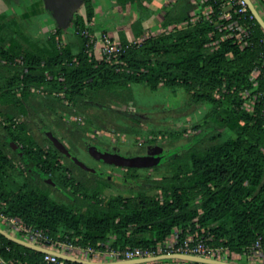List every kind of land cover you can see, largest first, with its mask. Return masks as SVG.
Masks as SVG:
<instances>
[{"label": "trees", "instance_id": "trees-1", "mask_svg": "<svg viewBox=\"0 0 264 264\" xmlns=\"http://www.w3.org/2000/svg\"><path fill=\"white\" fill-rule=\"evenodd\" d=\"M192 9L189 0H176L166 9L161 28L172 29L165 41L149 36L137 42L144 36L145 19L134 21V42L119 35L124 51L117 64L86 53L87 39L81 32H93L92 0H84L73 15L72 40L64 43L66 29L56 26L43 42L31 36L30 24L0 15L3 215L42 229L52 238L95 249L105 245L155 248L175 230L178 243L198 232L209 244L231 253H248L257 241L264 249V32L253 19L249 47L239 50L225 40L211 49L209 34L214 28L209 23L179 27L189 21ZM219 38L215 31L213 39ZM256 69L260 74L254 87L250 78ZM133 85L152 92L160 86L182 89L188 108L201 104L208 111L190 133L187 129L145 130L141 119L126 110L134 105ZM243 92L249 98L243 99ZM253 97V110L247 112L243 104ZM67 117L77 118L70 121L75 131L66 126ZM215 117L220 124L213 121ZM37 124L42 141L34 135ZM95 130L144 139L143 150L149 143L162 149L160 162L148 169L163 168L165 174L140 177L131 174L138 169L127 168L138 184L129 197H111L106 203L103 184L115 179L81 169L46 137L48 131L54 136L59 131L73 154L81 137ZM145 134L154 135L156 141ZM185 137L188 144L182 150L164 149ZM91 146L101 151L100 144ZM0 254L6 261L46 264L41 253L1 235Z\"/></svg>", "mask_w": 264, "mask_h": 264}, {"label": "built area", "instance_id": "built-area-1", "mask_svg": "<svg viewBox=\"0 0 264 264\" xmlns=\"http://www.w3.org/2000/svg\"><path fill=\"white\" fill-rule=\"evenodd\" d=\"M189 2L193 6V9L189 12L190 19L188 22L180 24L179 27L195 24L200 21L207 22L214 28V31L209 34L212 41L208 44V47L211 49H215L221 41L225 40H230L239 50L249 47L252 20L254 17L250 13L244 0H189ZM252 2L261 14V7L264 5V0H252ZM171 29L172 27H169L168 32ZM164 30L166 29L161 31ZM215 31L220 34L219 39H213ZM81 36L87 39L86 53L89 57H94L98 61H107L113 64L120 63L119 57L122 55L124 47L118 39H115L107 33L94 34L88 31H82ZM261 62L263 66L264 55L261 58ZM259 74L260 69H256L251 74L250 80L254 83V87L256 86L254 81ZM241 96L243 99L249 98L248 92H243ZM254 100L255 97L246 101L243 107L251 103L252 111ZM0 225L21 235L19 239L50 252L52 251L65 256L99 263L141 259L172 253L231 262L233 255L228 249L209 244V239H203L199 237L198 234L187 236L181 243H178L176 235L165 241L162 245H157L155 248L149 249L131 247L113 249L110 248L109 245L95 249L90 246H78L68 241V239H62L59 236L52 238L42 229L27 226L18 218L8 217L1 212ZM41 254L42 260L46 264H75L49 252ZM245 255L252 260L258 259L264 261V249L261 248L259 241H257ZM0 264L20 263L12 260L6 261L0 254Z\"/></svg>", "mask_w": 264, "mask_h": 264}, {"label": "rangeland", "instance_id": "rangeland-1", "mask_svg": "<svg viewBox=\"0 0 264 264\" xmlns=\"http://www.w3.org/2000/svg\"><path fill=\"white\" fill-rule=\"evenodd\" d=\"M39 0H0V13H6L10 19L15 17L17 20H20L23 24H30L31 27L27 29L31 32V36L33 38L39 39L40 41H45L48 38L50 33H53L56 29V24L51 16L46 12H35L32 9V5ZM113 1V0H111ZM110 1V2H111ZM144 11H141V13ZM145 13V12H144ZM142 17V16H141ZM115 18H112L114 21ZM153 24L147 29V31H151L153 27L160 26L162 19H154ZM159 21V22H158ZM162 29V28H161ZM102 28L100 27H92V31L101 33ZM163 30V29H162ZM92 32V33H93ZM168 32V28L164 31L155 32L153 34L147 33L137 41H141L144 38L149 36H153L156 40L165 41L167 40L166 34ZM264 32V31H263ZM161 36H156L158 34ZM108 34V33H107ZM113 36V35H112ZM68 40H72V30L69 27L62 34V41L67 42ZM131 42H134V39L131 38ZM227 83V82H226ZM133 96H134V105H129L126 110L135 114L141 119V126L148 130L149 128H153L154 130H162V129H187V133H190L191 126L194 124L201 123L204 120V116L208 111V108L204 105H196L190 106L189 108L186 106L187 96L182 89L172 90L170 88L160 86L156 92L150 91L149 88L142 85H133ZM178 107V108H177ZM176 108V109H175ZM245 111L251 112L252 105L248 103L243 107ZM172 109V110H171ZM170 110V111H168ZM77 118H66V126L69 129L75 131V128L70 124L71 120L75 121ZM213 121L217 124H220V120L218 117L213 118ZM41 125L37 124L36 129L34 130V135L37 140H43V133L40 131ZM56 137L66 146V148L70 145L69 141L61 138V134L57 131L55 134ZM146 139L151 141H156V137L154 135L145 134ZM89 137V138H88ZM87 136H82L81 140L76 143L77 152H73L74 156L77 157L80 161H82L87 166L92 169L99 171L103 174L111 176L115 179L114 183H104L103 184V195L107 198L106 203L111 197L122 196L129 197L131 195L130 190L135 188L138 183L133 181L129 176L130 173L126 171L124 168H115L110 165H104L101 162L94 160L88 153L87 146L100 144L103 148L107 149H115L124 154L125 156L135 155L138 153H144L140 147L141 141L144 139L141 138H133L127 137L122 134H117L109 131H98L95 130L93 134H89ZM136 140V141H135ZM188 144V139L185 137L178 142H176L173 146H165V150H182L185 145ZM148 151H156V146L154 144L149 143ZM67 148V149H68ZM128 154V155H127ZM121 155V156H122ZM132 171V170H131ZM140 177L150 176L152 178H159L165 174V170L163 168L159 170L152 169H138L134 173ZM106 179V178H105ZM153 192H151L152 194ZM59 199V198H56ZM6 231L13 233L9 229L2 226ZM14 234V233H13ZM177 235V231L173 232L172 235L167 239L169 240L171 237H175ZM166 240V241H167ZM178 263V261L176 262ZM175 263V264H176ZM232 263L235 264H261L264 263L263 260H250L246 256H242L239 260H234Z\"/></svg>", "mask_w": 264, "mask_h": 264}, {"label": "water", "instance_id": "water-1", "mask_svg": "<svg viewBox=\"0 0 264 264\" xmlns=\"http://www.w3.org/2000/svg\"><path fill=\"white\" fill-rule=\"evenodd\" d=\"M246 5L254 17L255 21L259 24L261 29L264 31V19L261 16L260 12L255 7L252 0H244ZM45 9L50 13L52 19L55 21L57 28L67 29L69 24L72 20L73 15L76 12H79L84 0H43ZM47 139L57 148L60 150L61 154L71 160L75 165L80 167L83 170L88 171L94 175H98L100 177L106 178L104 175L98 173L91 167L84 164L80 161L77 157L69 152V150L64 146V144L53 135L52 132H46ZM157 148V147H156ZM89 155L96 161L113 165L119 168H136V169H146L152 168L156 166L161 160L162 149L157 148L154 152H149L145 156H136V157H124L117 153H109V152H102L97 150L94 146L88 148ZM0 235L6 238L7 240L24 247L26 249L36 251L38 253H51L61 259H64L68 262H72L75 264H150L156 263L159 261L164 260H173V261H180V262H188V263H198V264H235L232 262L226 261H219L214 259H208L204 257H198L193 255L187 254H180V253H172V254H164L158 255L154 257L148 258H141V259H133V260H125V261H116V262H107V263H99V262H92L86 261L82 259H77L69 256L62 255L56 252H50L46 249L41 247L35 246L33 244L27 243L12 234L8 233L7 231L3 230L0 227Z\"/></svg>", "mask_w": 264, "mask_h": 264}, {"label": "crops", "instance_id": "crops-1", "mask_svg": "<svg viewBox=\"0 0 264 264\" xmlns=\"http://www.w3.org/2000/svg\"><path fill=\"white\" fill-rule=\"evenodd\" d=\"M92 0L94 7V18L90 23L91 27H100L102 28L101 33H108L113 35L115 39L119 40L120 34H125L127 40L131 42V38L134 39L131 24L139 18L145 19L143 26L145 28L144 35L147 33L153 34L159 32L161 29L160 26L153 27L151 31H147L153 24L154 19H162L165 14L166 9L170 8L175 0ZM37 13L46 10L44 7L43 0H39L34 3L31 7ZM141 11H144L141 13ZM0 15H8L6 13H0ZM261 15L264 19V6L261 7ZM51 16V15H50ZM142 16V17H141ZM9 18V17H8ZM15 18V17H13ZM52 18V17H51ZM112 18H115L112 21ZM10 19V18H9ZM55 22V21H54ZM159 22V21H158ZM56 24V23H55ZM99 32H95L98 34ZM143 37V36H142ZM140 39V38H139ZM177 231V230H175ZM174 231V232H175ZM198 234H188L187 236ZM231 262L234 260H239L245 254H235L232 253ZM247 257V256H246ZM249 259V258H248ZM250 260V259H249Z\"/></svg>", "mask_w": 264, "mask_h": 264}, {"label": "flooded vegetation", "instance_id": "flooded-vegetation-1", "mask_svg": "<svg viewBox=\"0 0 264 264\" xmlns=\"http://www.w3.org/2000/svg\"><path fill=\"white\" fill-rule=\"evenodd\" d=\"M44 11H46V12L50 15V13H49L47 10H44ZM149 148H150V147H147L144 153H138V154H135V155H129V156H125V157L129 158V157H136V156H144V155H147L149 152H151V153L154 152V151H148ZM100 150H101L102 152L117 153V154H119V155L124 154V153L121 154V152L118 151V150L111 149V148H110V149H107V148H103L102 146H101V149H100ZM127 155H128V154H127ZM122 156H124V155H122ZM163 156H164V155L161 154V159H162ZM102 164H104V163H102ZM104 165H108V164H104ZM110 166L115 167V168H119V167H116V166H113V165H110ZM95 171H96V170H95ZM97 172L100 173V174H102V175H104V176L106 177V179H111V178H112L111 176H108V175H106V174H103V173H101V172H99V171H97ZM96 176H98V175H96Z\"/></svg>", "mask_w": 264, "mask_h": 264}]
</instances>
